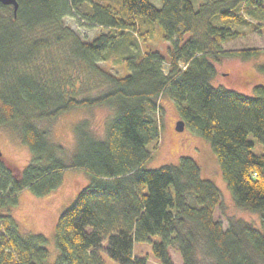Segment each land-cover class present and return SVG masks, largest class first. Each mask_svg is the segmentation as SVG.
I'll return each instance as SVG.
<instances>
[{
	"label": "trees",
	"instance_id": "trees-1",
	"mask_svg": "<svg viewBox=\"0 0 264 264\" xmlns=\"http://www.w3.org/2000/svg\"><path fill=\"white\" fill-rule=\"evenodd\" d=\"M224 1L121 0L116 7L97 0H18L16 14L0 2V127L17 133L30 149L20 171L0 159V264H47L48 238L25 229L11 209L22 189L44 195L61 184L68 168L84 169L89 181L57 219L59 252L52 264H107L104 254L117 264H146L134 253L135 242H149L161 264H175L170 247L178 250L180 264H264V152L254 150L251 137L264 146V84L244 93L213 83L222 57H264L261 46L221 45L238 33L230 24L243 19L238 6H253L260 16L264 0L207 8ZM78 13L106 30L80 38L64 23ZM147 19L161 27L167 53L135 43L132 31L143 36ZM118 44L132 48L115 59L128 70L124 74L98 64ZM76 60L100 74L101 92L76 95L80 87L67 72ZM256 67L264 73V58ZM162 95L209 141L235 204L258 212L262 229L236 216L223 226L215 217L221 191L202 176L195 158L146 166L157 148L148 144L160 136ZM104 103L114 110L105 135L80 120L69 156L39 124L74 107Z\"/></svg>",
	"mask_w": 264,
	"mask_h": 264
},
{
	"label": "rangeland",
	"instance_id": "rangeland-1",
	"mask_svg": "<svg viewBox=\"0 0 264 264\" xmlns=\"http://www.w3.org/2000/svg\"><path fill=\"white\" fill-rule=\"evenodd\" d=\"M111 3L116 7L121 6V0H97ZM160 5L161 0H152ZM205 0H195L196 4ZM232 0H225L222 4H210L208 10L222 9L228 7ZM83 6V5H82ZM246 5L240 4L238 9L243 14V19H232L230 24L232 29L238 31L237 34L228 36L221 45L223 48H240L261 46L264 47V14L256 16ZM216 21L218 18L216 17ZM223 22V21H221ZM64 23L71 27L82 39H92L99 32L106 30L101 24L85 19L80 13L67 15ZM258 23H261L260 25ZM257 24L259 26H257ZM141 27L145 33L138 36L132 31V35L141 49L142 44L158 49L164 54L167 53L168 41L162 36L161 27L157 22L148 20L141 22ZM131 36V37H133ZM134 41V40H133ZM132 48L126 44H118L112 51L113 56H109L105 61H98L114 73H126L121 61H115L123 54L131 51ZM111 54V53H110ZM53 51L50 52V56ZM263 54L258 58H242L239 56H225L215 63L217 67L216 77L213 83L222 84L229 88L239 90L244 93H252L255 84H264V73L258 71L256 63L263 60ZM69 63L67 72L73 76L74 86H79L77 96L95 95L101 92L105 85L98 82L99 73L88 64L75 61ZM167 62L163 68L167 70ZM73 86V85H70ZM161 107L156 113L160 119V136L148 144V148L153 149V156L147 161L146 166L155 168L166 163H178L181 156H191L197 160L201 168L203 177L211 179L221 191V201L215 209V217L220 219L224 227L228 225L229 216H236L250 221L258 229H262L260 215L258 212L238 207L232 197L231 191L222 176L216 155L207 139L199 135L195 130L184 123L182 129L177 128V121L182 119L178 113L174 101L166 95L160 98ZM113 108L109 104L84 105L74 107L60 113L52 119L39 121L40 126L49 129L50 138L64 145L66 155L69 156L76 146L75 124L82 119H87L91 130L98 136L105 135V129L109 118L113 114ZM254 150L264 152V146L255 137ZM30 149L28 145L21 141L17 133H13L7 128L0 127V159L6 161L10 166L20 171L29 161ZM68 158V157H67ZM89 181L88 173L82 168H68L64 172L63 181L52 191L37 195L25 188L17 194V203L12 206L11 213L27 230L41 232L48 238L47 247L49 257L47 264H52L58 255V248L54 241V229L61 212L65 210L74 200L77 192ZM158 236H152L157 239ZM170 252L175 264L181 263V256L175 247H170ZM134 253L146 258V264H161L152 252L149 242H135ZM104 257L107 264H117L106 254Z\"/></svg>",
	"mask_w": 264,
	"mask_h": 264
},
{
	"label": "water",
	"instance_id": "water-1",
	"mask_svg": "<svg viewBox=\"0 0 264 264\" xmlns=\"http://www.w3.org/2000/svg\"><path fill=\"white\" fill-rule=\"evenodd\" d=\"M1 3L3 4H11L13 6V11H14V14H16V11L18 9V0H0ZM184 126V120L183 119H179L177 121V128L178 129H182Z\"/></svg>",
	"mask_w": 264,
	"mask_h": 264
}]
</instances>
